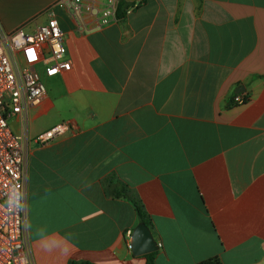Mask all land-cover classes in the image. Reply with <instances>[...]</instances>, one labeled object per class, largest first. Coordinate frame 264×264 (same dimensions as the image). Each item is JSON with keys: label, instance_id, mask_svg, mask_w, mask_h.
Wrapping results in <instances>:
<instances>
[{"label": "crops", "instance_id": "obj_1", "mask_svg": "<svg viewBox=\"0 0 264 264\" xmlns=\"http://www.w3.org/2000/svg\"><path fill=\"white\" fill-rule=\"evenodd\" d=\"M134 1L99 27L58 0H0L6 31L56 18L70 62L42 76L28 112L31 138L74 125L29 143L34 263L145 264L129 246L134 199L160 243L155 264H264V0ZM38 230L66 234L70 254L45 252Z\"/></svg>", "mask_w": 264, "mask_h": 264}, {"label": "built area", "instance_id": "obj_2", "mask_svg": "<svg viewBox=\"0 0 264 264\" xmlns=\"http://www.w3.org/2000/svg\"><path fill=\"white\" fill-rule=\"evenodd\" d=\"M118 0H58L71 16L83 13L97 18L99 27L116 22ZM70 69L64 33L54 17L34 31L23 27L6 31L0 24V264H35L27 227L26 160L30 141L50 146L74 125L62 121L32 138L28 135V112L38 106L46 88L42 76L52 77ZM238 103L244 97L236 95ZM17 118L20 130L9 120ZM15 201L16 207L10 210ZM160 247V243H158Z\"/></svg>", "mask_w": 264, "mask_h": 264}, {"label": "trees", "instance_id": "obj_3", "mask_svg": "<svg viewBox=\"0 0 264 264\" xmlns=\"http://www.w3.org/2000/svg\"><path fill=\"white\" fill-rule=\"evenodd\" d=\"M139 1H142V0H139ZM134 3L135 1L118 0L117 11H116L117 17L119 19L123 18L127 9L130 7V5ZM131 202L135 209L138 220L143 221L151 229L153 226L152 219L150 215L144 209L143 205L139 201L134 200V199H132ZM155 255H156L155 251L145 254V258H146L145 264H155L154 262ZM83 264H92V263L84 262ZM194 264H223V263L221 259L219 258V256H212V257L206 258Z\"/></svg>", "mask_w": 264, "mask_h": 264}, {"label": "water", "instance_id": "obj_4", "mask_svg": "<svg viewBox=\"0 0 264 264\" xmlns=\"http://www.w3.org/2000/svg\"><path fill=\"white\" fill-rule=\"evenodd\" d=\"M129 246L133 255H144L159 248L151 229L143 221H139L134 226Z\"/></svg>", "mask_w": 264, "mask_h": 264}, {"label": "clouds", "instance_id": "obj_5", "mask_svg": "<svg viewBox=\"0 0 264 264\" xmlns=\"http://www.w3.org/2000/svg\"><path fill=\"white\" fill-rule=\"evenodd\" d=\"M10 210L16 207L15 201L10 204ZM37 235L40 239L41 248L48 253H55L58 255H68L71 252V240L67 235L63 237H50L47 233L38 230ZM26 264V261H25Z\"/></svg>", "mask_w": 264, "mask_h": 264}, {"label": "rangeland", "instance_id": "obj_6", "mask_svg": "<svg viewBox=\"0 0 264 264\" xmlns=\"http://www.w3.org/2000/svg\"><path fill=\"white\" fill-rule=\"evenodd\" d=\"M25 30V29H24Z\"/></svg>", "mask_w": 264, "mask_h": 264}]
</instances>
